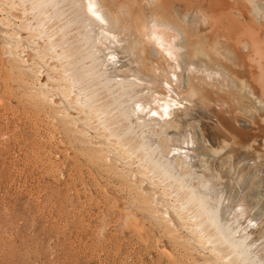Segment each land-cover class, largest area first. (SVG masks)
<instances>
[{"label":"bare ground","instance_id":"6f19581e","mask_svg":"<svg viewBox=\"0 0 264 264\" xmlns=\"http://www.w3.org/2000/svg\"><path fill=\"white\" fill-rule=\"evenodd\" d=\"M0 4L20 22L6 72L29 75L22 89L176 258L264 264V0Z\"/></svg>","mask_w":264,"mask_h":264},{"label":"rangeland","instance_id":"374dc122","mask_svg":"<svg viewBox=\"0 0 264 264\" xmlns=\"http://www.w3.org/2000/svg\"><path fill=\"white\" fill-rule=\"evenodd\" d=\"M4 9L0 7L1 23L4 19L2 25L8 24V30L0 29V264H163L164 261L169 264L168 257L174 250L169 248L164 237L157 236L151 222L136 213L126 193L118 186V180L113 177V182L112 177L110 179L98 170L101 164L89 160L80 151V146L62 132L57 121L50 117V109L41 104L45 112L40 103V109L37 107L38 102L32 97L36 92L30 94L22 89L20 84L28 82L29 75L6 72L9 61L5 53L7 40L15 35L11 33L18 32L20 22L14 20L13 24L9 16L10 19L6 18ZM27 49L16 48L15 52L23 55L19 57L15 53L16 57L24 61L28 53L24 50ZM35 128L38 131L34 132ZM105 177L111 181L108 183ZM99 178L102 183L98 182ZM112 185L118 187L115 189ZM120 212L124 215H119ZM159 246L165 247L167 259L164 260L166 257L160 253ZM177 256L172 254L173 258ZM177 259H173L176 264H191L187 258H180L179 262Z\"/></svg>","mask_w":264,"mask_h":264}]
</instances>
